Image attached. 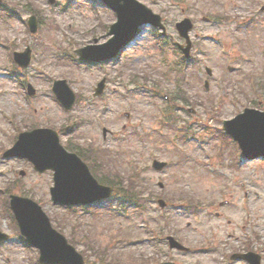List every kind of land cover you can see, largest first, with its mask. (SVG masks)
Instances as JSON below:
<instances>
[{"label":"rangeland","instance_id":"1","mask_svg":"<svg viewBox=\"0 0 264 264\" xmlns=\"http://www.w3.org/2000/svg\"><path fill=\"white\" fill-rule=\"evenodd\" d=\"M51 1L0 0V153L20 128L54 127L64 144L100 146L125 181L132 179L130 189L147 199L143 207L55 204L52 171L0 155V229L11 234L0 244V264H35L39 256L5 212L7 189L34 192L62 231L75 236L86 264H248L231 258L247 249L264 264V159L243 161L236 142L223 138V120L246 107L264 110V0H141L163 15L167 35L144 26L105 63L81 60L75 51L107 41L116 13L101 0ZM32 12L44 23L36 33L27 24ZM185 16L195 22L190 62H182L177 46L184 39L175 23ZM27 45L30 65L11 75L12 50ZM59 78L78 95L71 109L52 91ZM28 82L36 94L28 96ZM155 158L168 166L156 170ZM159 193L169 196L168 207L150 198ZM185 196L198 200L191 205ZM170 234L189 249L170 248ZM91 241L99 249H87Z\"/></svg>","mask_w":264,"mask_h":264},{"label":"water","instance_id":"2","mask_svg":"<svg viewBox=\"0 0 264 264\" xmlns=\"http://www.w3.org/2000/svg\"><path fill=\"white\" fill-rule=\"evenodd\" d=\"M118 10L120 12V22L113 26L111 33L117 31V27L121 25L130 24V35H132L137 30L142 19L136 20L123 14L121 15L123 13L122 7L118 8ZM115 41L116 38L102 47L112 45ZM62 83L65 85V82ZM250 112L254 111L252 110ZM258 121L262 125L257 129L252 128L246 130L242 125L239 129L228 126V130L240 140L246 151L254 145L264 147V117ZM232 123L233 121L227 122L226 124ZM40 132L41 138L37 144L38 150H42L43 153L41 152V154L39 152L35 155L37 152L35 151L32 158L37 159V157L43 156L48 162L44 167H50L56 170L55 186L51 188L54 201L65 203L88 202L101 197L104 189H109L106 187L103 189V187L98 185V181L91 175L88 166L76 154L69 153L61 146L58 141V136L52 130L43 129ZM34 147L36 148V146ZM45 149H48V152ZM162 166L163 164L159 165V167ZM12 205L16 211L23 232L34 244L42 248V259L44 261L83 264L79 261L81 257L70 248L65 238L53 229L50 218L40 205L31 199L20 197H14ZM5 238H7V235L0 232V240ZM172 246L183 248L175 240L172 241ZM255 257L256 264H259L260 257L258 255H255Z\"/></svg>","mask_w":264,"mask_h":264},{"label":"trees","instance_id":"3","mask_svg":"<svg viewBox=\"0 0 264 264\" xmlns=\"http://www.w3.org/2000/svg\"><path fill=\"white\" fill-rule=\"evenodd\" d=\"M103 171H105V172H107V173H103V174H101V175H102V176H101L102 180L105 181L106 183L114 184V183L112 182L113 180H111V178L108 176V171H107V170H104V169H103ZM114 174H115V172H114ZM120 183H122V180H120Z\"/></svg>","mask_w":264,"mask_h":264},{"label":"bare ground","instance_id":"4","mask_svg":"<svg viewBox=\"0 0 264 264\" xmlns=\"http://www.w3.org/2000/svg\"><path fill=\"white\" fill-rule=\"evenodd\" d=\"M46 152H48V149H45Z\"/></svg>","mask_w":264,"mask_h":264}]
</instances>
